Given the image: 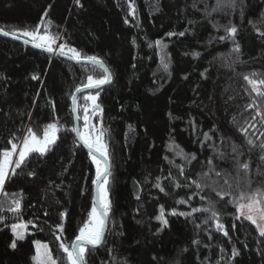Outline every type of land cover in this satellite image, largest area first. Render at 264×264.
<instances>
[{
    "label": "trees",
    "instance_id": "obj_1",
    "mask_svg": "<svg viewBox=\"0 0 264 264\" xmlns=\"http://www.w3.org/2000/svg\"><path fill=\"white\" fill-rule=\"evenodd\" d=\"M133 2L134 14L129 0H0V29L32 30L42 19L51 20L49 31L60 37L54 47L66 44L97 56L112 74L108 86L77 99L82 116L84 97L99 92L103 124L110 131L112 212L106 239L90 251L87 264H264V238L250 222L235 220L233 205L211 191L203 193L221 213L225 236L214 222H205L207 214L192 213L207 201L194 195V188L176 186L185 176L197 179L207 172L209 159L217 170L235 176L231 156L221 160L214 151L231 154L232 144L240 146L242 161H251L252 180L264 183V172L256 171L262 153L249 152L246 143L252 138L259 144L264 126L249 128L247 137L240 131L252 122L253 100L264 112V98L250 95L243 79L252 72L264 78V0H236L235 8L211 18L205 9L215 0ZM230 23L238 29V54L232 40H219L226 33L218 26ZM156 40L167 45V71ZM90 75L100 78L103 72L0 34V153L11 149L10 141L20 145L29 127L37 135L52 122L60 128L47 155L31 154L5 184L8 201L20 194L23 208L19 213L0 208V264H34L35 240L63 260L59 244H71L88 219L96 168L71 129L73 94ZM170 145L196 156L185 175L176 167L185 161ZM161 209L167 225L157 219ZM20 221L29 222L30 232L12 249L11 225ZM233 248L238 250L234 259Z\"/></svg>",
    "mask_w": 264,
    "mask_h": 264
},
{
    "label": "snow or ice",
    "instance_id": "obj_2",
    "mask_svg": "<svg viewBox=\"0 0 264 264\" xmlns=\"http://www.w3.org/2000/svg\"><path fill=\"white\" fill-rule=\"evenodd\" d=\"M79 3V0H76ZM197 4L194 3L193 7ZM236 7V0H215L214 5H206L205 16L211 18L213 13L224 11L227 9H233ZM129 8L132 13H135V5L133 0H129ZM241 14L242 11H241ZM47 16V13H45ZM52 24L51 20H41L40 24L34 29H14L11 31H5L0 29V34L5 36H12L15 39H22L25 44H33L37 48H43L49 53L59 52L62 56H69L70 59H74L77 62L84 61L92 67L102 70L103 75L100 78L94 76H88L87 82L82 87H77L76 92L80 93L84 89H100L103 85L110 82L112 74L105 62L97 56L82 55L76 48L69 47L66 44H60L59 47H54L57 40L60 38L58 35L52 34L49 29ZM216 26V25H214ZM223 27L226 36L219 37V40H232L233 41V53H239L240 46L235 41V37L238 33L236 26L229 25L218 26ZM41 28L44 29L43 33ZM185 33H179L183 36ZM169 36L175 35V33H168ZM264 36V32L260 33ZM156 47H158L162 53L161 66L163 70L169 69V62L167 60V53L165 51L167 45L162 40L155 41ZM151 47V45H149ZM70 54V55H69ZM198 55V54H197ZM261 74L252 72L250 74L243 75V79L251 86L250 95L255 93L256 97L264 98V78H257ZM37 79V77H33ZM99 92L95 95L89 94L84 97V100L88 103L84 104L82 109V116L80 114L81 107L77 103L75 95L72 97L73 112L76 113L75 119L77 121H83L82 127H73L71 131L75 133L82 145L88 149V154L91 157L92 163L95 164V180L93 183L96 187V196L91 206V210L88 215V219L83 223V226L79 228V234L75 237V240L71 243H65L61 241L59 248L62 249L65 254L63 260H58L54 257L52 249L48 244H42L39 241L36 242V254L33 257L34 264H87V258L92 249H96L98 246H102L106 239V232L110 222V213L112 212V203L110 200V177L112 175L110 171V156H109V144L108 138L110 137V131L104 127L102 114L103 109L98 103ZM249 108H256L255 114L251 117L252 122L246 121L248 127L241 126L240 131L248 136V129L255 128L257 123L264 126V112L257 106L256 101L248 105ZM259 117V121H257ZM98 121V122H94ZM60 131L58 122H52L47 124L43 130L42 135H37L36 131H33L31 127L27 129L26 135L22 139V147L15 142L10 141L11 149H4L0 153V196L5 197L0 201V208L7 207L8 211L19 213L22 211V197L20 194H14L11 201H8L9 194L4 191L5 184L9 180L10 176H15L17 173L15 169L21 168L27 158L35 153L39 156L47 155L50 148L56 144L58 139V133ZM260 137L264 138V131L260 132ZM205 139H211V137L205 136ZM16 137H13V141ZM246 143L249 146V152L252 148H259L262 155L259 157V163L256 166L258 173L264 172V139H261L259 144L252 138H247ZM170 150L174 151L177 156H180L185 165H177V169L180 175H185L186 166L190 164L192 160L196 159L194 154H188L178 148V146L170 145ZM19 148V151H17ZM215 154L221 160L231 156L234 161L236 174L233 176L223 170H217L213 164V160L207 161L209 168L207 172H203L197 179H191L190 176H185V183L181 184L176 181L177 187L194 188L196 191L194 195L199 196L200 200L207 201V205L200 208H192V213L202 212L207 214L205 222L215 223L217 230H222L224 235H228V230L225 225L221 223V213L216 208L214 201L208 199L203 195L206 191H211L219 199H226V202L234 206L233 216L236 221L243 219L246 222H250L255 226L258 231L259 237L264 238V183L256 184L250 173L252 172L251 161H242L241 157L244 155L240 151V146L232 144L231 154L214 149ZM18 158L13 161V157ZM173 163V161H169ZM35 175V173H29ZM171 176V173H169ZM190 181V182H189ZM159 186V185H158ZM164 189L161 188V191ZM139 198V197H138ZM188 201H180V203H187ZM176 213L173 212V215ZM185 215V213H180ZM19 219V217H17ZM164 225H167V219L164 216V211L161 209L160 216L157 217ZM4 218L0 217V222H3ZM60 233H63L64 226L58 225ZM11 231L15 239L11 242L10 247L12 249L17 248V242L25 239L27 231V224L14 223L11 225ZM57 240H61L60 236H56ZM238 255V250L233 248L231 252V258L234 259Z\"/></svg>",
    "mask_w": 264,
    "mask_h": 264
},
{
    "label": "water",
    "instance_id": "obj_3",
    "mask_svg": "<svg viewBox=\"0 0 264 264\" xmlns=\"http://www.w3.org/2000/svg\"><path fill=\"white\" fill-rule=\"evenodd\" d=\"M2 35H3V34H2ZM4 36H5V35H4ZM6 37L11 38V39H15V38H13V37L10 36V35H9V36H6ZM15 40H18V39H15ZM18 41L23 42L22 39H19ZM23 43H24V42H23ZM26 45H29V46H33V47H35L33 44H26ZM36 48H37V47H36ZM38 49L45 50V49H43V48H38ZM45 51H46V50H45ZM52 54H55V55H57V56H60V57L66 59V60H68V61H70V62H73V63H83V64H88V63H86V62H84V61L77 62V61L74 60V59H70L69 56H62V55L59 54V52H55V53H52ZM110 83H111V80H110L109 83L103 85L101 88H104V87L108 86ZM101 88H100V89H101ZM94 90H99V89H84V90H83L82 92H80V93H77V92L75 91L73 95H75L76 98L78 99V97H79L81 94L86 93V92H89V91H94ZM73 107H74V105H73V101H72V110H73ZM73 115H74L75 127H80V123H79V121H77V120L75 119L76 113L73 112ZM77 139H78V138H77ZM78 141H79V139H78ZM79 142L82 144L81 141H79ZM85 148H86V147H85ZM86 149H87V148H86ZM87 150H88V149H87ZM94 188H95V196H96V187L94 186ZM98 247H99V246H98Z\"/></svg>",
    "mask_w": 264,
    "mask_h": 264
},
{
    "label": "rangeland",
    "instance_id": "obj_4",
    "mask_svg": "<svg viewBox=\"0 0 264 264\" xmlns=\"http://www.w3.org/2000/svg\"><path fill=\"white\" fill-rule=\"evenodd\" d=\"M94 93H95V92H94ZM92 95H95V94H92ZM20 145H21V147H22V143H21ZM17 151H19V148H18ZM17 158H18V156H14V157H13V161L15 162V160H16ZM20 222L27 224V231H26V234H25V237H26L27 234L30 232V228H29V226H28V223H29V222H26V221H20ZM20 222H17V223H20ZM14 239H15V237H14ZM37 241H39V242L42 243V244H47V243L44 242V241L35 240V249H36V242H37ZM35 254H36V252H35Z\"/></svg>",
    "mask_w": 264,
    "mask_h": 264
}]
</instances>
